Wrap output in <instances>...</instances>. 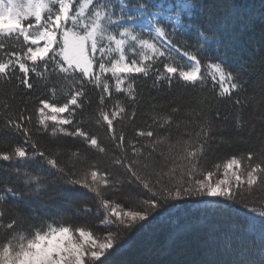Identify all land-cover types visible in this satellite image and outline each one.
Segmentation results:
<instances>
[{"label": "snow or ice", "instance_id": "obj_1", "mask_svg": "<svg viewBox=\"0 0 264 264\" xmlns=\"http://www.w3.org/2000/svg\"><path fill=\"white\" fill-rule=\"evenodd\" d=\"M207 8L203 0H0V82L31 91L34 80L43 81L52 96L59 91L64 98L37 97L31 109L21 98L19 111L7 99L0 105V162L14 165L0 180V264H117L113 256L135 235L164 227L170 243L160 264H264V54L252 93L233 99L247 91L246 81L243 66L228 63L224 39L237 25L228 39L258 27L264 37V4L248 11L234 0H214ZM141 76L169 89L174 83L195 89L210 78L214 96L188 107L189 120L176 119L179 105L153 111L146 130L129 138L116 124L134 120ZM89 86L99 93L92 116L116 149L111 167L122 169L119 175L89 159L91 150L108 151L76 119L92 104ZM224 101L241 109L251 102L260 111L258 147L205 167L209 156L244 140L226 135L230 119L237 131L248 122L222 115ZM173 124L183 129L175 141ZM253 131L255 124L248 135ZM12 133L21 142L9 146ZM41 134L79 140L84 150L46 149L35 138ZM161 146L164 165L153 156ZM33 201L94 216L104 231L38 215ZM8 211L14 215L5 222ZM220 236L226 242L194 243ZM150 256L119 264H154Z\"/></svg>", "mask_w": 264, "mask_h": 264}, {"label": "trees", "instance_id": "obj_2", "mask_svg": "<svg viewBox=\"0 0 264 264\" xmlns=\"http://www.w3.org/2000/svg\"><path fill=\"white\" fill-rule=\"evenodd\" d=\"M213 2L214 0H203L205 11L208 10L207 6ZM234 2L248 11H251L253 8L258 9L261 4H264V0H234ZM205 26H207L206 22ZM237 31H239V25L234 27L230 32L225 33L224 39H226L228 43L227 60L229 64L236 63L243 66L241 69L242 79L246 81L245 89L247 91L245 93H236L233 96V99H235L237 96L243 98L244 96L250 95L252 93V85L261 71L260 57L262 54H264V37L260 35L259 27L256 31L244 30L240 35H236L234 39H228V37L233 36ZM257 48H260L261 51H256ZM202 63H207L206 58H202ZM203 71L207 73L208 70L205 68ZM33 82L36 83V87L31 91L23 88H15L13 84L5 86L3 82H0V105L3 104L5 99H7L13 108L16 111H19V108L23 107V105L20 103L21 98H23L29 101L28 107L31 109L33 108L32 101L37 97L51 98L55 102L63 103L64 98L59 91L57 92L56 96H52V93L49 90L52 87L51 84L48 88H45L43 86V81L37 83L34 80ZM135 83L139 97L138 104L135 109V118L131 121L129 119H125L116 124L117 131H124L126 137L129 138L135 136V132L138 128L146 130V124L151 123L150 114L153 111L167 112L169 111L170 104L172 107L179 105L181 107V112L177 114L176 119L181 121L189 120L191 118L185 116L184 114L188 107H195L198 100L205 97L212 98L214 96L213 86L210 78L207 80L206 84L198 85L195 89L190 87L186 88L182 84L176 83L173 84L171 89H169L166 84L160 88H153L152 78H144L142 76L138 77ZM86 91L88 99L92 100V104L86 105L84 112L78 113L76 119H83L85 121V130L98 135L104 143V146L108 149L106 154H99L96 152V150L89 151V159L98 161L102 168H109L114 176L119 175L122 169L111 167V159L113 154H115L116 149L114 148V145L111 144V142L107 139L105 129L97 127L92 116L96 107V101L98 99L99 93L92 86H89ZM13 93L16 95L15 100L11 98ZM224 105H227V107ZM131 113L132 108L129 107V116H131ZM221 113L222 115L230 113L232 118L239 114L244 121L248 122L242 131L236 130L234 119H230L226 126L227 136L233 138L237 136H243L244 140L233 143L231 147L225 146L215 154L209 156L205 161V167L210 168L216 163H223V161L232 154H239L240 152H244L249 149L255 151L258 147L259 141L257 140V134L260 132L262 125L258 120L255 119V117L260 115V111L258 110L254 113L251 102L241 109L233 107L229 101H224V104L221 105ZM0 114H2V109H0ZM0 124H2V120H0ZM253 124H255V131H253L249 136V129ZM191 130L194 131V128ZM170 131L172 134V140L175 141L183 129H177L175 124H173L170 127ZM160 134L163 135V132ZM35 138L38 140L41 147L46 149L55 150L58 145L63 146L66 144L71 146L73 150L76 148H81L82 151L84 150V146L80 143V141L74 140L72 138H62L60 140H56L55 138L46 136L44 134H41ZM9 140V146L21 142V138L15 136L14 133L10 134ZM141 142H143V140ZM3 149L4 144L0 143V150ZM162 150H165V146H161V148L158 149V152L153 154L154 158H156V163L160 165L165 164L163 158L159 156V152ZM168 166H170V164ZM12 167H14V165H10L7 162H0V180L10 176V173L6 171V169H10ZM11 179L14 181L15 177H12ZM12 186L17 187L18 190H22L23 187L22 185L16 186L15 184ZM89 196H91V194H89ZM8 203H18V201H12L11 198H9ZM32 207L36 209L38 215L47 214L55 216L59 214L60 216H63L64 220L68 223L77 226L84 225L86 227H91L95 232L98 233H102L104 231V229L99 226L98 218L94 216H87L84 213L75 215L74 208H68L65 206L57 208L47 204L42 207L39 201H33ZM191 213L193 214V218L200 216L196 206H191ZM11 215H14V213L8 211V214L5 217V222H7L8 217ZM213 216H215V218L218 220L221 219L218 214H213ZM25 227H27V224H25ZM169 232L170 229L164 227L156 233L145 232L142 234H137L133 237V243L131 247H129L123 254L113 256L112 259L117 262V264H119V262L123 260L135 261L141 258H146V254L150 253V258L154 261V264H160L164 258L162 252L166 242L170 243V241H168ZM221 242H226V238L220 236L217 240L213 241L205 237L204 240L194 241V243L201 245L205 243L213 244Z\"/></svg>", "mask_w": 264, "mask_h": 264}]
</instances>
